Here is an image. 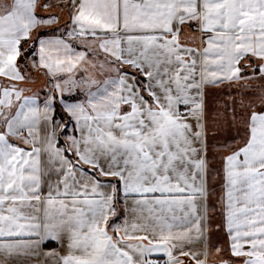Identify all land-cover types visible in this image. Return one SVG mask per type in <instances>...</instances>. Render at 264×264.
Instances as JSON below:
<instances>
[{
	"label": "snow or ice",
	"instance_id": "snow-or-ice-1",
	"mask_svg": "<svg viewBox=\"0 0 264 264\" xmlns=\"http://www.w3.org/2000/svg\"><path fill=\"white\" fill-rule=\"evenodd\" d=\"M66 6L67 37L99 41L117 70L127 64L145 79L129 82L118 72L89 92L87 103L62 97L90 88L91 77L52 81L69 117L57 123L53 94L41 108L15 82L26 79L17 66L21 42L59 17H39L37 8L49 7L40 0H0V77L12 82L0 84V264H23L20 258L37 256L43 243L65 239L69 254H53V264H158L153 257L161 253L165 264H207V250L192 247L206 243L203 90L264 85V0H67ZM185 26L205 34L201 48L181 43ZM36 44L34 66L52 77L87 62V52L63 38ZM256 100L259 110L241 101L244 142L223 163L224 227L238 264H264V87ZM100 176L114 182L105 185ZM117 204L125 206L123 224L109 225Z\"/></svg>",
	"mask_w": 264,
	"mask_h": 264
},
{
	"label": "crops",
	"instance_id": "crops-1",
	"mask_svg": "<svg viewBox=\"0 0 264 264\" xmlns=\"http://www.w3.org/2000/svg\"><path fill=\"white\" fill-rule=\"evenodd\" d=\"M46 0H40V5H44ZM61 1V0H59ZM66 1L67 0H63ZM37 15L39 17H49L57 16L59 17L58 21L53 24H44L39 28L35 29L31 33L29 40L21 42V55L23 53V48L27 52L23 55L25 56V63L23 66L20 64V57L17 59V66L21 71V74L25 75L26 79L24 81L15 82L17 87L23 91L25 97H33L37 99L40 104V107L43 108V103L49 94H53L56 99L54 100V111L52 113V119L57 123H67L69 120L67 112L63 109L61 103V94L57 92L54 88L52 81H60L62 79L68 78L69 75L73 79L80 80L84 77H91L95 80V84L90 88L85 87H75L71 91H64L62 99L68 103H87L88 93L96 92L99 87H102L104 82L109 79H115L119 74L127 73L129 77V82L141 83L144 81L138 70L131 67L130 65L123 64L119 65L117 70L116 66L112 65L109 60L110 58L99 49V41H95L90 44L82 43L81 40H71L65 35L66 32L71 29L68 27L71 23V16L69 9L64 5L63 10L61 9V4L54 5L52 8H37ZM193 25L195 22H192ZM64 29V31H60ZM45 33L43 36H37L38 33ZM39 35V34H38ZM51 40L56 38H63L71 43L78 51L87 52V62L80 64L73 73H58L57 76L52 77L51 75L46 74V70L42 67H35L34 65L39 62V49L36 42L39 39ZM205 34L201 33L199 30H193V27L185 26L181 33V43L188 45L193 48H201L202 39H205ZM31 61L30 63L27 61ZM87 69V71H85ZM135 77V80L132 78ZM12 83L4 77H0V84L8 85ZM264 87V85L262 86ZM250 93L249 90L245 91ZM213 94V91L206 86L203 90V99L205 106V113L209 110L208 107V98ZM150 99V98H149ZM56 105H59L62 111V115L58 118L55 117L56 114ZM259 105V104H258ZM259 110V106H256ZM194 123L193 121H190ZM206 116L204 115V124L206 131V145H207V130H206ZM43 127V125H42ZM245 129V127H244ZM72 133L75 134V129H71ZM246 131V129H245ZM43 134V133H42ZM64 131L61 130L57 133L60 143L58 147H64L67 145L68 141L64 139ZM242 144L237 145L236 148H239ZM22 147H28L27 145H21ZM235 148V149H236ZM234 150V149H233ZM233 150L225 152L224 155H212L208 148H206V155L208 160V174L206 182V196L204 199V219L202 221V227L204 229L203 239L206 243L201 245L200 243H195L192 247L199 250H207L209 253L207 258V264H238V261L242 258L232 257L230 253V239L228 237L227 231L224 227V216H223V206L221 203V198L224 196V187H223V163L224 157L230 154ZM212 157H217L220 159L219 165L214 161ZM218 165L215 167V165ZM87 170V165L83 166ZM55 179V177H53ZM103 184L107 185L110 181L114 182V178L100 176L99 179ZM45 193L47 191L46 187L42 189ZM104 191H108V188H104ZM130 203V202H129ZM117 215L112 217L109 220V225L113 221H118L123 224L121 219V214L125 213V206L122 204H117ZM127 218L130 221L135 220L134 216L128 215ZM110 234L115 235V233L110 232ZM122 234V233H121ZM131 243H135L132 241ZM219 248L220 251L216 252L214 249ZM53 254H58L59 256L68 255V246L67 240L65 239L62 243H57V241H47L41 245V252L37 256L20 258L23 261V264H53ZM154 259L158 260V264L163 262L165 264L166 257L161 254H156ZM10 264H17L15 259L10 261Z\"/></svg>",
	"mask_w": 264,
	"mask_h": 264
},
{
	"label": "rangeland",
	"instance_id": "rangeland-1",
	"mask_svg": "<svg viewBox=\"0 0 264 264\" xmlns=\"http://www.w3.org/2000/svg\"><path fill=\"white\" fill-rule=\"evenodd\" d=\"M63 3L65 6L67 5L66 1H63ZM45 4L49 5L48 8H52L54 5L61 4V1L46 0ZM60 31L62 32L64 29H60ZM28 62L30 63L31 61ZM21 63H25V56L21 59ZM245 83L247 87L244 86ZM262 86L259 80L242 82L240 84L224 83L218 87L209 86L213 94L208 98L209 110L205 113L207 120L206 146L212 155H224L225 152L235 149L237 145L243 144L245 129L240 116L244 109L241 108L240 104L241 101L244 104L255 102L256 106H259L256 96L259 95V90ZM246 90H249L250 93H246ZM233 114L236 116L235 120L232 119ZM212 158L219 165L220 162L218 161L220 159L217 157ZM218 165H215V167Z\"/></svg>",
	"mask_w": 264,
	"mask_h": 264
},
{
	"label": "trees",
	"instance_id": "trees-1",
	"mask_svg": "<svg viewBox=\"0 0 264 264\" xmlns=\"http://www.w3.org/2000/svg\"><path fill=\"white\" fill-rule=\"evenodd\" d=\"M38 34H39V35H38ZM38 34H37V36H43V35H45V33H43V32L38 33ZM24 52L26 53L27 51L24 50V48H23V53H24ZM25 53H24V54H25ZM24 54L21 55L20 63H21V59L23 58V55H24ZM20 65L23 66L24 64L21 63ZM61 115H62L61 108H60L59 105H56V114H55V117L58 118V117L61 116ZM99 179H100V177H99Z\"/></svg>",
	"mask_w": 264,
	"mask_h": 264
},
{
	"label": "built area",
	"instance_id": "built-area-1",
	"mask_svg": "<svg viewBox=\"0 0 264 264\" xmlns=\"http://www.w3.org/2000/svg\"><path fill=\"white\" fill-rule=\"evenodd\" d=\"M160 264H164L163 262H160Z\"/></svg>",
	"mask_w": 264,
	"mask_h": 264
}]
</instances>
